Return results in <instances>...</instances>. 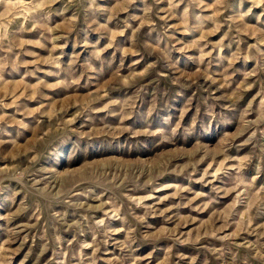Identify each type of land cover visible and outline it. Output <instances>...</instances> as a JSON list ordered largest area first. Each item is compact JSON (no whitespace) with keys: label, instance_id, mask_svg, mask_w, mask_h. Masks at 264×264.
Listing matches in <instances>:
<instances>
[{"label":"rangeland","instance_id":"rangeland-1","mask_svg":"<svg viewBox=\"0 0 264 264\" xmlns=\"http://www.w3.org/2000/svg\"><path fill=\"white\" fill-rule=\"evenodd\" d=\"M0 264H264V0H0Z\"/></svg>","mask_w":264,"mask_h":264}]
</instances>
